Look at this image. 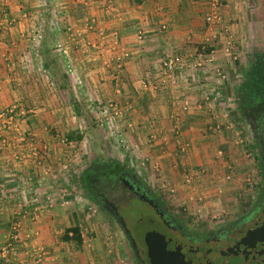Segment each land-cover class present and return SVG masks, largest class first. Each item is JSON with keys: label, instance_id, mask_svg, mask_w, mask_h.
Segmentation results:
<instances>
[{"label": "crops", "instance_id": "obj_1", "mask_svg": "<svg viewBox=\"0 0 264 264\" xmlns=\"http://www.w3.org/2000/svg\"><path fill=\"white\" fill-rule=\"evenodd\" d=\"M54 1L53 8L61 4ZM70 1L62 0L65 5H60L58 13L51 8L53 18H64L74 28L73 33L61 35L65 64H73L82 84L94 86L98 98L102 93L107 101L125 103L120 112L131 120L120 134L125 132L134 151L139 150L141 158L150 163L151 174L157 170V180L169 184L195 214L218 217L233 199L223 173L226 155L222 157L219 148L231 152L241 141L230 134L233 130L215 124L226 102L235 100L232 75L237 68L228 60V46L221 44L235 0H218L221 21L215 24L205 20L211 11L210 0H114L116 9L111 16L102 10L104 0L91 1L89 7L80 3L83 0H76L80 4ZM51 3L18 0L9 5L0 0V10H9L8 18L0 13V111L14 104H35L34 113L21 121L22 136L6 133L5 143L0 142V246L11 239L17 223L20 228L14 242L20 254L11 264H31L35 254L30 250L36 249L46 252L43 259L48 264H127L116 253L118 248L126 255L121 238L101 234L105 222L100 215L92 223L85 219L89 229L84 228L80 223L84 213L74 204L65 201L55 206L50 201L56 180L50 160L42 164L30 152L47 148L51 153L58 146L61 151L63 145L55 141V135L68 130L55 128L61 116L57 109H49L50 104L43 108V103L54 102L57 93L41 76L31 74L27 60L31 23L48 21L40 11ZM27 7L36 13L25 18L22 9ZM88 17L96 19L95 31L87 29ZM8 19L13 22L10 27ZM98 28L106 34L99 35ZM43 34L49 45L39 47L37 69L60 70L59 84L65 85L66 68L54 47L56 37L48 31ZM175 55L189 64L164 75L161 61ZM31 134L34 142L28 140ZM96 214L88 208L85 211L86 218ZM72 226L79 228L80 240L67 232ZM72 241L80 246L72 249Z\"/></svg>", "mask_w": 264, "mask_h": 264}, {"label": "rangeland", "instance_id": "obj_2", "mask_svg": "<svg viewBox=\"0 0 264 264\" xmlns=\"http://www.w3.org/2000/svg\"><path fill=\"white\" fill-rule=\"evenodd\" d=\"M6 1H8L9 4L11 2L15 3L18 0ZM49 1L53 3L44 6L40 11L43 14H47L46 17H48V21H38L36 19L31 23L32 27L27 38V51L30 55H27V60L31 74H35V78H40L41 76L45 81V85H51V88H54L55 93H57L54 102L43 103V108H46V105L50 104L51 107L49 109H57L61 116L57 118L58 121L55 120L58 122L55 128L62 129V131L63 129H68L66 132H58L57 135H55V141L63 145L61 151H59V146L54 152L51 150V153L47 148H41L40 151H38L37 148L35 150L33 149L34 151L30 150V152H35L40 163L48 159L50 160L49 164L52 166L54 178L56 179L55 186H53L52 189L53 193H51L53 198H51L50 201L54 202L55 206H62L65 201L69 202V205L74 204L78 209L77 211L84 213V220H81L82 215L80 216V223H83L84 228H88L87 224H84L85 219H89L86 220V223H92L97 219V216L100 215L103 223L105 222V225L100 228L101 234H111L112 238H116V236L121 238L126 249V255L122 250L119 251L118 248L117 251H115L119 257L122 256L123 259L125 258L124 260L127 261V264L136 263L133 261V256L125 236L120 231L115 221L98 208L85 192H83L82 186L80 185V183L83 182H81L82 179L80 178L86 171L102 169V166L104 167L107 164L115 162L120 165L130 166L144 179L147 185L155 192L162 202L168 206V209L180 222L185 223L188 227L197 232L220 229L225 224L234 221L238 217L248 214L251 210H253L251 216L258 213L261 206V201L259 202L261 197V158L257 149L251 123L248 119L239 115L236 110V92L241 82L245 79L244 77L247 69L255 61L254 55L256 53H264V0H235L234 3H236V5L234 4L230 7V16L226 19L225 27L222 29L224 30V38L221 44H223L224 47L225 45L228 46L230 54V59L228 60L237 68L232 75V79H235V94L232 97L235 100L233 102H226L227 105H224L223 112L219 114L222 115V118H217L215 124L219 123L221 128L233 130L234 132L230 134H234L235 139L241 141L238 142V145L236 144L233 146L231 152H228V149L219 148L222 157L226 155L224 157L226 162L224 164L225 167H223V173L224 176L228 178L226 184L230 187L229 192L231 196L233 195V199L228 203V208H224L218 217L210 216L209 214L208 217H201L198 213L195 214L193 210L186 205L184 198H179L176 192L171 190L169 184L166 182L161 183L157 180V170H154L153 174H151V167L148 166L150 163L145 161L144 158H141V152L139 150L134 151L135 148L131 145L132 143L128 140L125 132L122 134L123 136L120 134L119 130L121 129V131H123L122 128H125V126L127 127V122L131 120H128V117H124L123 113L120 112V109L125 103L120 105L121 103L118 104V102L115 101H107L102 98V93H99L100 96L98 98L94 86L87 88L86 85L82 84L80 75L75 71L73 64L68 62L66 66L64 62L66 57L63 53L64 41L61 35L63 32L73 33L74 28L70 26V22L69 24L68 22H64V18L59 20L60 17L58 16L56 20V18L52 16L54 12L51 8L56 9V13H58L57 10L60 8V5H65L62 3V0H59L61 4L57 3V7L54 8L53 5H56L54 3L55 1L48 0V3ZM71 1L75 4H83L86 2L83 6L89 7L90 2L95 0H83L80 1V3L76 2V0ZM101 7L106 16L113 15L116 9L114 0H104ZM0 8H2L1 5ZM22 10V14H24L25 18L31 16L32 13H36L32 11L31 8ZM62 11L64 12V9H62ZM0 13L2 15L6 14L5 16L8 18L7 14L9 10L3 9L0 10ZM85 22L89 31H95L96 19L88 17ZM7 25L8 27L12 26V20L8 19ZM103 30L99 31L98 28V34L102 35L100 32L106 34ZM45 31L50 32L56 37V39H54V47L58 49L56 52L59 53L62 58V62L60 63L66 68V74L63 75V78H67L65 85L62 84L61 86L59 84L61 83L60 77L62 75L60 74V70L57 71V73H48L41 69H37L38 67L36 64L41 62L37 61V51H39L41 45H49L43 40V32ZM60 57L58 56L57 61H61ZM46 88L48 89V87ZM113 90L114 89L110 87V92ZM34 106V103H27V106L14 104L4 109V111L7 109L14 110V122H16L18 129H21L22 119L26 117L27 114L34 113ZM252 112L255 117L256 114H258V118L260 114L261 116L264 115V107L254 109ZM261 129V139L264 141V121L261 123ZM11 132L16 134L14 131ZM6 133L10 132L8 131ZM24 134L26 137V131ZM26 138L22 139V141L25 142ZM28 140L34 142L32 134L29 136ZM223 151L227 153L223 154ZM229 154H233L232 158L229 157ZM40 163L36 162L37 165ZM32 182L34 183L33 180ZM25 183L30 187L33 185L28 179ZM35 200L38 201L37 199ZM40 200H42V198H40ZM34 204L32 203L30 206ZM82 208L85 209L83 210L84 212H82ZM87 208L88 211L95 210V212H97L96 216H89L86 218L85 211ZM117 212L119 216L122 217L128 230H130L132 226L137 227L136 220L140 218L142 221L139 222V227L142 231L158 227L156 221L157 217L154 215L152 209L148 204L136 197H132L127 204L120 206ZM147 219H152V222ZM13 226L15 228L11 231V239H7L0 246V249L7 244H11L17 251V255L13 258L10 257L9 261L4 264H11L16 261L20 254V250L14 242L18 237L20 226H18L17 223ZM70 232V237H74L73 232ZM83 232L86 233L85 229H83ZM90 237L88 236V238ZM72 243V249H76L80 246H77L75 241H72ZM30 251L35 254L31 258V264H48L43 259L44 254H46L43 249H36L34 250L35 252H33V250Z\"/></svg>", "mask_w": 264, "mask_h": 264}, {"label": "flooded vegetation", "instance_id": "obj_3", "mask_svg": "<svg viewBox=\"0 0 264 264\" xmlns=\"http://www.w3.org/2000/svg\"><path fill=\"white\" fill-rule=\"evenodd\" d=\"M246 111V110H245ZM247 112L245 118L251 123L257 149L260 154V179H261V206L259 212L254 216L252 211L248 214L238 217L232 222L225 224L220 229H211L207 232L195 231L188 227L185 223L180 222L168 209V206L155 194V192L147 185L144 179L130 166L120 165L119 163L107 164L102 169H95L86 171L80 178L82 179L80 185L83 192L110 218H112L118 225L120 231L125 236L130 247V252L133 256V261L136 264H149L146 256V246L144 243V235L150 230H156L159 233L172 237L181 243L197 246L200 251L217 248L221 249L236 239L239 233L246 232L247 225L256 219L264 205V141L261 139V123L264 121V115L257 118L250 116ZM250 118L254 119L250 120ZM132 197L148 204L152 209L154 215L157 217L158 227L142 231L139 227V222L142 219H137L136 226H132L128 232L124 231L121 226L120 219L122 217L116 215L118 208L129 202ZM118 213V212H117ZM123 220V219H122ZM148 220V219H147ZM152 222L151 220H148ZM125 223V222H124ZM127 228V227H126ZM133 228V229H132ZM217 228V227H216ZM237 235L236 237H234ZM131 237V238H130ZM134 245H133V242ZM230 240L228 243L224 241Z\"/></svg>", "mask_w": 264, "mask_h": 264}, {"label": "water", "instance_id": "obj_4", "mask_svg": "<svg viewBox=\"0 0 264 264\" xmlns=\"http://www.w3.org/2000/svg\"><path fill=\"white\" fill-rule=\"evenodd\" d=\"M250 120L254 122L253 118ZM120 223L128 232L122 219ZM242 232L240 230L241 235H235L234 242L224 248L200 251L197 246L150 230L144 235L146 256L149 264H264V205L256 219L247 225L246 232ZM228 242L230 240L224 241Z\"/></svg>", "mask_w": 264, "mask_h": 264}, {"label": "trees", "instance_id": "obj_5", "mask_svg": "<svg viewBox=\"0 0 264 264\" xmlns=\"http://www.w3.org/2000/svg\"><path fill=\"white\" fill-rule=\"evenodd\" d=\"M254 56L255 61L247 69L245 79L236 92V110L244 118L247 112L254 116L252 112L254 109L264 107V53H256ZM69 231L73 232L75 239L80 240L77 227H70L67 232ZM67 232L64 235L65 239L68 238Z\"/></svg>", "mask_w": 264, "mask_h": 264}, {"label": "built area", "instance_id": "obj_6", "mask_svg": "<svg viewBox=\"0 0 264 264\" xmlns=\"http://www.w3.org/2000/svg\"><path fill=\"white\" fill-rule=\"evenodd\" d=\"M211 11L205 16L207 23H219L221 21V13L219 12V1L210 0ZM187 61L180 56L165 57L161 61V69L164 75H172L176 71H182L187 67ZM14 110L7 109L0 112V142L5 143L6 132L14 131L17 135H21L20 129H18L16 122H14ZM17 251L11 244H7L0 249V264L7 263L9 258L16 257Z\"/></svg>", "mask_w": 264, "mask_h": 264}]
</instances>
